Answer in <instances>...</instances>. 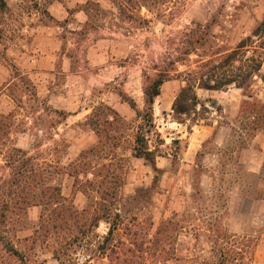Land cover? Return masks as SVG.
<instances>
[{"label": "rangeland", "instance_id": "rangeland-1", "mask_svg": "<svg viewBox=\"0 0 264 264\" xmlns=\"http://www.w3.org/2000/svg\"><path fill=\"white\" fill-rule=\"evenodd\" d=\"M9 2L0 5V206L14 209L0 238L20 260L0 243V264H58L56 249L69 264H109L99 247L116 215L114 240L138 256L131 264H264L263 82L231 86L220 103L196 89L202 106L172 109L179 76L249 36L264 0H90L74 31L56 29L43 1L18 0L15 14ZM189 34L205 50L184 55ZM57 44L76 67L66 89L64 76L44 82L47 94L23 57ZM165 67L149 110L143 88ZM136 136L154 163L134 157ZM57 194L75 222L56 221Z\"/></svg>", "mask_w": 264, "mask_h": 264}, {"label": "trees", "instance_id": "trees-1", "mask_svg": "<svg viewBox=\"0 0 264 264\" xmlns=\"http://www.w3.org/2000/svg\"><path fill=\"white\" fill-rule=\"evenodd\" d=\"M0 5L4 6V0H0ZM205 43L204 38L194 41V38L189 34L188 39L183 42L185 51L182 53L189 56L199 49H204ZM208 49L210 52L212 48L209 47ZM200 57L195 69L188 70L179 76L183 78L182 81L185 85L181 87L172 106L173 112L176 115L187 116L192 108L195 109L198 105L202 106L196 95V89L225 91L227 88L233 86L237 89L247 90L252 86L254 78H260L264 84V75L261 74L264 64V21L258 23L251 34L241 39L234 47H220L217 53L207 58ZM168 78L169 70L163 68L156 75L155 79L150 80L144 86L145 104L149 110L152 108L154 99L160 94V87ZM151 121V116H149L148 122ZM133 153L136 158H142L150 164L154 163L155 155L146 147L144 139L141 136H136L135 138ZM15 182L13 181L11 184L15 185ZM46 191L49 192L50 189L48 188ZM12 194L8 192L5 196L10 199ZM113 200L114 198L111 196V202ZM64 203L65 201L62 197L57 194L54 203V211L57 212L56 221H62L64 225H67L68 221L75 222L76 212L71 208L64 209ZM11 208L14 209V205L8 200L0 206V225L6 223V216ZM118 218L119 216L116 215L115 219L109 224L108 232L99 247V253L102 258L106 257L109 260V264H131L138 256L130 248H123L124 244L121 243V240H114V234L118 231V226L121 225V222L117 220ZM55 227H53V230L56 229ZM112 239L114 242L109 244ZM2 240L0 238V243L7 252L20 260L19 252L11 248L9 244H5ZM107 250L109 251V255L106 256ZM66 257L65 254L59 253L57 249L54 250V258L58 264H69Z\"/></svg>", "mask_w": 264, "mask_h": 264}, {"label": "crops", "instance_id": "crops-1", "mask_svg": "<svg viewBox=\"0 0 264 264\" xmlns=\"http://www.w3.org/2000/svg\"><path fill=\"white\" fill-rule=\"evenodd\" d=\"M17 1L18 0H10V2L8 3V6L13 10L12 12H14V14L18 13L24 8V6H21ZM35 1H40V2L43 1L46 3L45 11L50 15V17L53 20H55L56 25L55 24L54 25L56 29L62 28L63 26H67V25H68L67 27H70L71 30L73 31L80 30L83 28L85 20L87 19L85 7L88 5L90 0H35ZM68 16H71V18H73L72 22L69 23L66 22ZM82 18H84V21L81 22ZM74 19H78V21L75 23ZM45 28L47 30H51L54 27H45ZM59 48H60L59 44H57L56 48L54 49L49 47L44 49L43 47L39 46L36 49H34L35 52L32 55L28 54L27 56L23 57L24 62L22 65H24L27 68V73L28 74L33 73L39 76L40 88H43L42 91H44L47 94L50 93V89H48L47 86L45 87L44 82L49 85L51 76L54 77V75L56 74L60 76H64L65 78L64 84H62L61 87L66 89L68 87V82L66 81L67 79L73 78L72 76L74 73V69L76 67L71 57H68L66 54L63 53H58ZM103 69L104 67H102L100 71L102 72ZM45 79H47V82ZM200 91L204 92L206 97L212 98L220 103V98L222 97L221 95L223 94V91H209L202 89H200ZM93 109H94L93 107L90 108V110ZM114 109H119V107H115ZM90 110H88L87 112L88 115ZM73 112L75 113L77 112V110H74ZM73 112L68 115V117L71 119H74L75 116L78 114V112L76 114H74ZM93 134L95 135L94 132ZM95 137H97V135H95ZM198 140H199L198 141L199 144L203 142V138L202 139L198 138ZM261 147L264 151V144H262Z\"/></svg>", "mask_w": 264, "mask_h": 264}]
</instances>
